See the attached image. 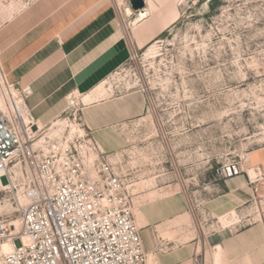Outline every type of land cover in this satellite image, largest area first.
Here are the masks:
<instances>
[{"label": "rangeland", "instance_id": "rangeland-1", "mask_svg": "<svg viewBox=\"0 0 264 264\" xmlns=\"http://www.w3.org/2000/svg\"><path fill=\"white\" fill-rule=\"evenodd\" d=\"M32 1L0 0V27ZM179 8L180 19L106 81L117 93L138 92L143 115L117 131L114 151H104L90 133L134 179L138 226L147 225L141 211L152 218L181 212L172 226L188 230L190 240L217 222L202 203L216 195L221 166L264 145V0H187ZM0 55L7 53L0 48ZM1 80L0 68V86ZM242 209L241 221L228 213H236L234 223L264 220L261 207L249 202ZM3 218L16 223L18 216L13 195L0 184Z\"/></svg>", "mask_w": 264, "mask_h": 264}, {"label": "crops", "instance_id": "crops-1", "mask_svg": "<svg viewBox=\"0 0 264 264\" xmlns=\"http://www.w3.org/2000/svg\"><path fill=\"white\" fill-rule=\"evenodd\" d=\"M131 1L33 0L35 5L27 4L0 27V48L7 53L5 58L0 55L3 71L10 83L30 88L26 103L40 125L60 117L68 98L76 97L82 121L104 151L119 148L117 131L144 113L140 94L112 91L88 104L83 98L131 59L122 19L125 23L131 19L130 24L140 19L132 30L135 47L141 50L180 19L179 7L187 0H144L139 11L132 9ZM245 169L264 177V145L248 153ZM212 190L216 195L203 201L202 210L217 222L190 240L188 230L172 226L181 212L175 218L165 214L152 218L141 211L147 220L145 227H139L146 264H196L198 257L201 264L259 263L263 225L243 227L236 220L225 225L221 219L231 211L240 217L252 200L246 175L221 181Z\"/></svg>", "mask_w": 264, "mask_h": 264}, {"label": "built area", "instance_id": "built-area-1", "mask_svg": "<svg viewBox=\"0 0 264 264\" xmlns=\"http://www.w3.org/2000/svg\"><path fill=\"white\" fill-rule=\"evenodd\" d=\"M122 22L133 60L138 49L130 23ZM0 68V181L7 182L20 222L18 229L11 218L0 219V264H146L133 211L134 179L105 156L81 124L77 98L69 97L64 113L41 129L26 103L30 88L10 83L1 63ZM247 162L248 153L237 154L221 166L218 181L245 174L250 203L264 216V177L245 172ZM247 219L264 228L262 218ZM5 242L14 246L11 254L1 253Z\"/></svg>", "mask_w": 264, "mask_h": 264}, {"label": "bare ground", "instance_id": "bare-ground-1", "mask_svg": "<svg viewBox=\"0 0 264 264\" xmlns=\"http://www.w3.org/2000/svg\"><path fill=\"white\" fill-rule=\"evenodd\" d=\"M127 13L129 14V15H127V16H130V15H132L133 13L131 12V10H127ZM142 17L144 18V17H146V13H143V15H142ZM140 20V19H139ZM138 20V21H139ZM141 20H145V19H141ZM138 21H132L131 22V24H130V28H131V32H132V35H133V27L134 26H137L138 24ZM154 50H155V46H152L150 49H149V55H154ZM2 81L3 80H1V84H2ZM106 81L105 82H103V83H101L96 89H95V92L93 93V94H90V95H86L85 97H84V101L85 102H87V103H90L91 101H93L94 99L96 100V98H97V96L99 97V96H104L108 91H112V87H110L109 89H107V87H106ZM29 87H25L24 89H28ZM13 93L14 94H17V90L16 89H14L13 90ZM74 103H77V101L76 102H74ZM0 106L1 107H4V100L2 99V97L0 96ZM66 124V123H65ZM68 124V123H67ZM38 126H39V128H44V126H42V125H40L39 123H38ZM65 127H67V125L65 126ZM68 127H70V125H68ZM72 128V130L73 131H75L76 129H75V127L74 126H72L71 127ZM51 132V131H50ZM245 172H248L249 173V175L250 176H252V177H254L255 176V172L254 171H252V170H246L245 169ZM18 175V174H17ZM240 175H242V174H240ZM4 180H2V181H0V184H1V186L3 187V189L4 190H7L8 188L6 187V184L3 182ZM7 183V182H6ZM21 203L22 204H25L26 203V201H25V199L24 198H22L21 199ZM259 210V209H258ZM236 213L235 212H232L231 214H228L225 218H221L222 219V222L225 224V225H229V223L231 222V221H233V220H235L236 219ZM227 219L229 220L228 222H227ZM226 220V221H225ZM15 225H16V227L19 229V227H20V222H19V219H17V221H16V223H15ZM24 241L25 242H27V239L26 238H24ZM14 251V246L11 244V243H9V242H5V243H3L2 244V246H1V253L2 254H5V255H8V254H11L12 252Z\"/></svg>", "mask_w": 264, "mask_h": 264}, {"label": "water", "instance_id": "water-1", "mask_svg": "<svg viewBox=\"0 0 264 264\" xmlns=\"http://www.w3.org/2000/svg\"><path fill=\"white\" fill-rule=\"evenodd\" d=\"M130 4L132 9L135 11H139L145 7L144 0H132Z\"/></svg>", "mask_w": 264, "mask_h": 264}]
</instances>
